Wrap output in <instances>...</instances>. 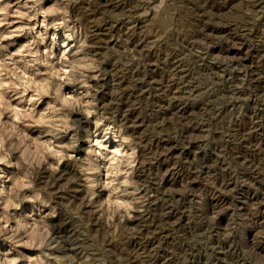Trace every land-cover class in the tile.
Segmentation results:
<instances>
[{
	"label": "rangeland",
	"instance_id": "1",
	"mask_svg": "<svg viewBox=\"0 0 264 264\" xmlns=\"http://www.w3.org/2000/svg\"><path fill=\"white\" fill-rule=\"evenodd\" d=\"M64 3L69 15L48 18L63 24L47 30L41 48L59 54L64 45L71 56L86 39L81 55L101 64L92 83L93 120L102 123H82L76 156L91 139L115 148L131 136L125 147L135 156L122 167L135 181L128 198L141 210L123 223L100 218L97 203L107 193L97 189L90 201L81 171L99 157L36 169L34 187L21 193L35 202L16 214L54 209L58 246L45 257L5 233L0 253L11 250L21 264H264V0ZM31 38L7 41V50ZM9 164H0L4 192L18 171Z\"/></svg>",
	"mask_w": 264,
	"mask_h": 264
},
{
	"label": "clouds",
	"instance_id": "2",
	"mask_svg": "<svg viewBox=\"0 0 264 264\" xmlns=\"http://www.w3.org/2000/svg\"><path fill=\"white\" fill-rule=\"evenodd\" d=\"M57 15H69L64 0H54L48 6H44V0H0V164H9L16 156L9 166L18 170L8 177L11 187L6 192L0 190V235L7 233L6 240L15 247L35 250L45 257L58 246L51 223L56 211L16 214L25 203L35 202L34 197L21 193L34 187L30 177L36 169L51 173L66 160L99 157L101 164L87 169L82 165L81 171L90 201L99 195L97 189L107 193L97 203L100 218L108 223L119 217L123 223L134 211L141 210L136 208L139 200L128 198L135 194V181L122 167L123 159L135 156L134 148L125 147L132 144L131 136L121 135L115 148L105 139H91L83 149L85 156H76L81 149L82 123H102L93 120L98 115V90L92 83L100 78L101 64L95 56L81 55L90 47L86 39L71 56V49L64 45L59 54L41 48L47 41V30L56 23L63 24V19L48 24V18ZM25 34L32 38L9 52L5 42ZM32 129L40 131L33 135ZM0 264H21V257L11 250L2 252Z\"/></svg>",
	"mask_w": 264,
	"mask_h": 264
}]
</instances>
